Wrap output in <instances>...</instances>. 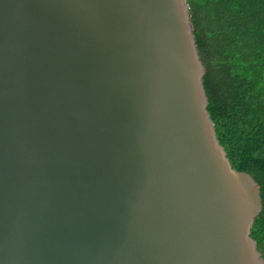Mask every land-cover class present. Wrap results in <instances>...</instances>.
<instances>
[{
  "label": "water",
  "instance_id": "1",
  "mask_svg": "<svg viewBox=\"0 0 264 264\" xmlns=\"http://www.w3.org/2000/svg\"><path fill=\"white\" fill-rule=\"evenodd\" d=\"M204 74L186 0H0V264H264Z\"/></svg>",
  "mask_w": 264,
  "mask_h": 264
},
{
  "label": "trees",
  "instance_id": "2",
  "mask_svg": "<svg viewBox=\"0 0 264 264\" xmlns=\"http://www.w3.org/2000/svg\"><path fill=\"white\" fill-rule=\"evenodd\" d=\"M186 1L217 138L259 185L251 236L264 259V0Z\"/></svg>",
  "mask_w": 264,
  "mask_h": 264
}]
</instances>
